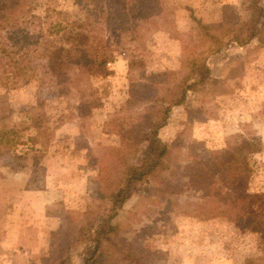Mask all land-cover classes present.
<instances>
[{"label":"rangeland","instance_id":"374dc122","mask_svg":"<svg viewBox=\"0 0 264 264\" xmlns=\"http://www.w3.org/2000/svg\"><path fill=\"white\" fill-rule=\"evenodd\" d=\"M152 1L156 9L139 15L128 0L92 3L113 8L104 10V34L117 51L106 74L82 81L84 93L40 94L41 71L11 89L0 64V129L24 128L22 143L0 146V264L83 263L123 171L119 154L202 60L210 75L158 131L170 157L119 211L120 231L105 246L116 258L103 264H264V240L226 218L202 219L203 195L189 184L196 145L199 153L218 151L238 138L252 168L249 192H264V0ZM37 6L36 14L47 6L86 14L84 0H38ZM254 20L261 35L240 42ZM42 116L47 130L36 137L34 118ZM146 136L142 131L138 139Z\"/></svg>","mask_w":264,"mask_h":264},{"label":"trees","instance_id":"16d2710c","mask_svg":"<svg viewBox=\"0 0 264 264\" xmlns=\"http://www.w3.org/2000/svg\"><path fill=\"white\" fill-rule=\"evenodd\" d=\"M95 1L97 0H84L86 14L79 18L49 6L42 14H36L38 0H0V64L3 62V81L14 89L21 82L38 77L41 71L44 77L38 80L40 94L50 88L68 95L72 91L75 94L84 93L80 84L88 76L106 74V65L112 62L117 50L104 34V25L108 23L103 17L106 9L92 8ZM128 2L135 5L138 15L143 13V9L147 13L148 8L156 9L152 0ZM254 5L256 9L260 8L256 2ZM112 9L106 11L112 12ZM257 24L258 20H254L245 40L239 41L244 43L259 37L262 32ZM201 28L210 42L217 41L205 26ZM220 49L215 45L212 52ZM193 65L196 68V63ZM197 67L198 69L189 73L192 76L184 79L178 92L170 98L169 104L158 111L159 116L155 120L144 117L147 123L139 126L140 131L130 140L127 152L119 154L123 171L116 179L105 218L90 234L93 248L82 264H103L110 258H116L114 250L105 249L106 242L120 231L116 217L135 187L156 178L170 157L171 149L158 137V131L165 126L171 110L185 102L196 82L209 77L206 60H202ZM196 73L202 75L197 80ZM44 103L38 99L37 108H43ZM43 116L40 119L34 118V127L38 129L36 137L46 133V120ZM22 129L24 128L20 132ZM142 131L146 133L147 139L140 141L138 135ZM20 132L1 128L0 146L8 148L22 143ZM28 139L32 143L35 140ZM198 146L199 144L196 145L194 154L196 167L192 169L189 184L203 195L204 202L199 207L200 217L208 220L226 218L264 240V192H249L252 168L245 154L244 143L235 138L234 143H228L223 150L208 151L202 148L200 153ZM39 151L41 150L32 149L35 153ZM118 252L122 253L119 249Z\"/></svg>","mask_w":264,"mask_h":264},{"label":"built area","instance_id":"2783aa9c","mask_svg":"<svg viewBox=\"0 0 264 264\" xmlns=\"http://www.w3.org/2000/svg\"><path fill=\"white\" fill-rule=\"evenodd\" d=\"M108 66L110 65V63L107 64Z\"/></svg>","mask_w":264,"mask_h":264}]
</instances>
